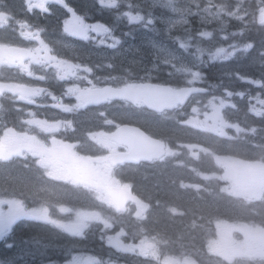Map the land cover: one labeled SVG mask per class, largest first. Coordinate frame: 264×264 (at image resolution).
<instances>
[{
	"label": "trees",
	"instance_id": "obj_1",
	"mask_svg": "<svg viewBox=\"0 0 264 264\" xmlns=\"http://www.w3.org/2000/svg\"><path fill=\"white\" fill-rule=\"evenodd\" d=\"M175 1L179 7L188 5L193 8L197 1L202 5L207 3V0ZM229 1L212 0V3L222 5ZM7 2L10 7L6 13L12 17V20H21L23 17L22 5L15 0ZM117 2L119 6L115 12L106 11L99 5V0H68V3L77 12L89 14L92 22L100 20L101 24L108 26L117 24L115 36L120 41L114 49L110 45L104 53L94 45L89 47L80 41H73L78 49L79 57L87 67L93 70V73L100 76H117L118 83H151L171 87L196 86L212 91L234 93H238V88L245 85L244 78L264 80V19H261L264 17V0L244 3L246 8L254 10L247 25H239L234 22L227 26L224 22L221 24L220 20L207 16L203 18L187 16L185 27H189L190 24L191 29L187 35L193 38V41L194 39L200 40L212 51L226 48L230 52H236L234 56L225 61L203 62L187 72L157 59L150 49L144 46V38L140 34L143 32L139 31V27H136L137 31L129 27L125 18L118 21L117 14L125 12L128 4L142 8L144 13L147 12V16L153 13L158 18L171 15L168 7L156 4L153 0H117ZM49 21L50 23L45 25L47 28H58L53 18H50ZM15 25V22H12L8 27L0 26V41L6 36L14 37L10 28ZM164 26L165 24L160 19L155 23L156 29H162ZM179 29L181 28L172 30L171 34H180ZM202 36L205 37L202 38ZM160 38L173 41L172 36L163 32L160 34ZM193 73H198V78H193ZM246 86L250 87L252 95H258V91L253 85ZM59 92L61 89L58 90ZM24 107L28 108L29 105ZM4 109L5 113L2 117L10 119L12 115L17 118V114L13 110L5 107ZM115 113V116L111 115L115 122L122 125L138 126L153 137L168 142L171 148H176L179 143L190 142L185 127H180L178 121L174 122L139 108L132 109L127 113L126 109L118 104ZM39 114L44 113L42 111ZM88 115L89 113H86L80 115L79 119H75L79 129L81 122L85 124L84 128L91 125L88 120L92 122L91 117L94 116L89 118ZM252 124V120H247L242 127L247 128ZM210 135L209 141L203 145L206 152L201 155L200 160L193 164L184 168L179 166L173 168L169 162L142 165L137 168H129L126 173L130 177H123V180L133 184L132 191L137 193L140 199L148 198L145 201L152 209L161 208L163 212L156 216L154 229L162 232L173 243L180 244L179 247L183 244L192 245L191 242L184 241L185 238L194 240L201 238L195 229L188 227L184 217L185 213L189 214L190 212L197 217L203 216V222H207V225L211 224L209 228L225 223L227 218L229 224H237L241 220L256 221L258 216L263 214L256 209L255 203L246 204L238 196H234L232 191H226L227 183L224 179L219 178L222 172H219L218 162L226 160L240 163L242 160L252 162L263 159L264 138L259 137V141L263 144L262 147L252 148L242 141L240 134H236L231 139ZM37 172L38 170L33 164H26L23 159L3 164L0 172L1 194L11 196L13 191L22 188L30 195L47 190L35 182H40ZM169 208H173V210L170 211ZM170 216L174 217L169 218ZM51 240L53 239L51 238ZM196 245L199 246V243L197 242ZM180 248L182 249V247ZM165 249L167 250L168 247ZM11 255L12 250L5 251L4 246L0 245V258L2 259L0 264H13L8 262ZM196 259L199 260L198 252Z\"/></svg>",
	"mask_w": 264,
	"mask_h": 264
},
{
	"label": "rangeland",
	"instance_id": "obj_2",
	"mask_svg": "<svg viewBox=\"0 0 264 264\" xmlns=\"http://www.w3.org/2000/svg\"><path fill=\"white\" fill-rule=\"evenodd\" d=\"M30 4L32 5L33 9H41V10H47L50 8L51 5H57L59 3V0H28ZM240 3L239 9L243 10V13L239 12L238 9L233 10L225 6H219L212 3V0H207V2H211V4L202 5L200 2L197 1L199 4L196 8L190 7L188 5L177 7L175 5V2L173 0H153L156 4L165 5L171 10V16H162L159 17L161 21L165 24V31L167 33H170V31L173 30V27L179 26L178 31L183 32L184 35L181 36V34L175 35V41L172 44L167 43L161 40H158L155 36L150 35V30H147L146 33H144V46L149 47L152 54L157 58L161 59L163 61H166L167 63L176 64L177 67L183 69L184 71H189L188 68L193 66H198L199 64L207 61H215V60H222L225 61L229 59L233 52L228 51L226 48H219L215 51L210 50L209 48H204V45L201 43L200 40L194 39L189 37L186 33L191 29L190 24L189 27H184L186 25L187 16H197V17H210L213 19H219L221 22H225V19L227 18V23L230 19L234 20H240L242 19V22L244 24L247 23V19L245 18L246 15L252 13L254 10L251 8L245 7V1L246 0H238ZM118 3L112 2V7H117ZM120 19L125 16L129 22L130 25H140L141 19H146L147 26L154 25V23L157 20V17L155 14H149V16L145 15L142 10H139L137 8H130L129 11H125V13L119 14ZM9 18L2 14L0 12V24L7 23ZM180 20H182L180 22ZM78 21L77 19H68L65 23V31L69 34L74 36V32H79L77 36L86 37V38H92L96 41L103 42L106 41L110 37V29L103 28L102 26H95L90 24H84L80 22L79 24L75 25V22ZM185 21V22H184ZM142 26V27H147ZM22 28V27H20ZM79 28V29H76ZM151 31H155V29H152ZM37 34V33H36ZM205 36H202L204 38ZM118 41H116L117 45ZM193 43V44H192ZM188 47H194L198 52H190ZM41 51L46 54V56H49L51 54V45H47L44 43V46H41ZM207 60H204V59ZM49 64L55 65L58 64L62 66L61 69H65L60 62H54L50 61ZM55 71V70H54ZM78 74L83 75L81 66L79 69L76 70ZM76 74V73H75ZM75 75H72L71 73H67L66 69L61 71L58 70V81L63 80L65 82H68V89L76 90L80 86L81 78L79 79V82L75 80ZM249 81H244L245 85L241 86V88H238V93L234 92H228L225 91V93L217 98L216 100H212L211 98L207 100V102H199L196 100V102L192 105L191 108L193 110H196L198 115L194 113L190 116L188 119V124L194 125L195 127L211 130L216 129L215 123L213 118V114L215 112V109L217 107L214 106V103L218 102L217 106L223 107L227 110L235 111L240 108V102L241 98H244L245 94L242 92H247L250 90L249 87L246 85H253L256 86V81L252 79H247ZM99 82L103 83H115L117 82V78H104L103 80H98ZM243 90V91H242ZM222 93L221 91L217 92V95ZM46 98V97H42ZM258 96L254 95L251 98H248L250 100V109L252 112L258 111ZM77 104L73 107L72 110H80L81 109V103L79 101V98ZM58 104H61L60 101L57 102L55 105V108H58ZM221 108V109H223ZM107 114V111H99L95 115L100 118H104ZM241 122V121H240ZM239 122V123H240ZM107 125L113 126V124L110 121L106 122ZM24 125V131L21 135H15L13 134L15 131L8 130L5 133L4 137H0V151L3 149L2 143H10L15 141H20L21 139H25L26 142H29L30 140H35V143L37 145L45 144L48 147L52 148H58L59 144L57 142L58 133L57 128L59 125L63 130L66 128L71 127V125L67 122H61L56 124H49L46 121L38 120L36 118H29L28 120H25L23 122ZM221 126V125H217ZM115 127V126H114ZM236 130L242 131L241 126H237L235 124ZM23 139V140H24ZM100 147L106 152V155L109 157L106 160H102L103 164L98 165L97 160H91V156H85L87 158V162L89 164H96V175L99 178H102L104 181H107L105 174H107V167L111 163L110 159L117 154V149L115 146H113L112 143L105 141L102 137L100 141ZM13 146V144H12ZM60 151V150H57ZM61 152V151H60ZM179 153V151H175L172 156H176ZM5 154L0 153V156H4ZM191 155V153H190ZM47 159H42V163L45 165L52 164L51 161H46ZM59 160V159H58ZM90 160V161H89ZM221 171L223 172L222 178H225L231 182L234 181V185L229 188L232 191H239L243 196L247 198H251V187L257 188L258 184L264 183V168L260 167H252L251 166H244L239 163L234 162H228L226 160L219 161ZM81 163L79 164V166ZM91 165L83 166V168L89 169ZM59 170L62 172V174L67 175L69 181H73L77 183L78 175L75 174L72 171V165H70L67 161H61L59 165ZM87 185V183H85ZM88 186V185H87ZM89 187V186H88ZM90 189H92L90 187ZM96 190V189H93ZM98 198V196H95ZM99 200L102 201V203L105 206H112V201L109 196V194L100 196ZM168 210H173V208H169ZM10 213H13V207H11ZM107 212L105 210L104 213L101 214V216L104 218L106 222L108 221ZM187 221H188V227L195 229L197 232V235L200 236L199 240L195 238V240L199 243V246H197V242L192 238H185L184 241L191 242L192 245H182V250H186L189 253H192L190 257H186L185 264H191L190 261L195 259V255L197 252H204L205 256H218L220 260L224 261L226 264H239L237 263L236 259L233 254L235 253H246L248 255V259L252 260V258H255L256 260L263 259L262 264H264V233H259V230L252 227V225H245V226H238V225H226L222 224L218 226L217 228H208L207 222H203L204 217L203 216H192L191 214L185 215ZM75 218L80 223H90L93 221H99V214L96 213H89V212H81L78 213ZM0 220L4 221L5 223H8L11 221V223L8 224L9 231L10 232V226L13 223V219L9 216H1ZM75 221V222H77ZM105 225H101V228H104ZM85 229L84 227H82ZM233 228H235L233 230ZM241 228V231H238ZM112 231L106 230V236L109 237V245L111 248H113L115 251L120 252L123 250V248H119L122 246L121 241L119 238L121 237L120 234L113 233ZM235 232L239 233L240 236L233 237L232 235L235 234ZM7 234V235H8ZM5 235L2 239H6ZM217 235V236H215ZM2 239H0V242H2ZM183 241V242H184ZM251 241L255 245H249L245 246L243 243ZM182 243V242H181ZM142 245V246H141ZM141 245L132 248L134 252H138L142 254V250L145 251L149 258H155L157 257V253L154 251V245L155 240L151 241H144ZM180 245V244H177ZM10 246H16L17 248H20L21 251H24L27 249V246L25 243L20 244H11ZM32 246V244H30ZM199 250V251H198ZM32 253H24V256H19L21 260L20 264H27V262L32 259ZM206 258V257H205ZM189 260V261H188ZM86 262H91L88 255L82 256L77 255L73 257L70 261V264H86ZM93 264H97V262H94ZM99 264H110V262H101ZM163 264H181L180 261L174 260V259H166L163 261ZM221 264V263H220ZM261 264V263H260Z\"/></svg>",
	"mask_w": 264,
	"mask_h": 264
},
{
	"label": "water",
	"instance_id": "obj_3",
	"mask_svg": "<svg viewBox=\"0 0 264 264\" xmlns=\"http://www.w3.org/2000/svg\"><path fill=\"white\" fill-rule=\"evenodd\" d=\"M16 59L26 58L23 50H13ZM5 92L17 93L16 88L6 84H0V95ZM203 91L197 88L175 89L170 86L141 84L139 86H127L123 88L105 87L97 90H85L81 93L86 106L98 107L109 101L128 102L133 105L144 104L150 111L162 114L173 112L179 107L187 105L190 98ZM130 149V153L121 155L119 159L128 165H140L160 160L166 154V144L160 139H155L146 134L137 126L127 125L121 127L114 139ZM124 194L119 195L122 199Z\"/></svg>",
	"mask_w": 264,
	"mask_h": 264
},
{
	"label": "flooded vegetation",
	"instance_id": "obj_4",
	"mask_svg": "<svg viewBox=\"0 0 264 264\" xmlns=\"http://www.w3.org/2000/svg\"><path fill=\"white\" fill-rule=\"evenodd\" d=\"M96 22L98 24L102 23V21H100V20H96ZM43 28H45V27H43ZM78 33L79 32L75 31L74 32V36H77ZM26 44L27 45L25 47H26L27 51L29 50V58L26 61H16L15 59L12 60V58H9L7 56V54L5 53V52H7L6 50H10V49H13L14 47H18L17 44L8 46L9 42H6L2 46H0V71L1 70L3 71L4 69H8L11 72H20L21 70H24V71H28L29 74L32 75L36 70H41L39 73H35L34 76H35V78H37L36 81L44 83L45 86L34 85L31 88V91H32L33 94H37V91H38L41 95H43L46 98H48V103H50V105L49 104H45L46 102H44V100H42V103H44L43 105H45V106H49V108L50 107L53 108L55 106L54 103L57 102V98H55L54 94L52 93V87H51V81L52 80L49 78V76H51L52 78H53V76L58 78V70L63 71L65 69H61L62 66H60L58 64H55V65L49 64V61L52 60L51 56H46V54L44 52H42L39 47H36L34 45V42L32 41V39L26 40ZM50 68L51 69L55 68V69L50 70V73L47 76H42V74H43L42 71H44V70L47 71V69H50ZM77 75H79V74H77ZM90 76L87 77V75H85V77L89 81L91 79ZM2 79H4V78H2ZM5 81L17 84V83L12 81L10 76ZM40 88L43 89V91H40L39 90ZM30 95H31V93L26 91L24 96H23V98L20 97V96H18V98L20 100H24V99H28L29 98L28 96H30ZM13 97H16V96H13ZM0 98L1 99H5V96L4 97H0ZM5 101H8V100L5 99ZM262 104L264 105V102H262ZM61 107H63V105ZM64 107L71 109L73 107V105L69 104V105H65ZM255 130H256V128H255ZM100 136H101V133H100L99 129L96 128V132L94 133V140H100ZM104 137L109 138L110 135L108 133H106L104 135ZM33 144H34V141L31 140V141H29V143H25V145H26L25 147H28L30 149H37L38 146L37 145H33ZM64 144L66 146L72 147L74 149V148H77L80 143L79 142H64ZM97 144H98V141L95 142V145H97ZM193 144L186 145V146L195 147V144L194 145ZM255 144L259 145V143H255ZM119 152H121V148H119ZM107 158L108 157H105L104 159H107ZM247 166H251V167H248V168L254 167L251 164H248ZM93 185L97 186V187H100V188H106L107 187L104 184H102L100 181H97V180L93 181ZM263 186H264V183L258 184L257 189L260 190L261 188H263ZM73 205L77 206V203L73 204ZM31 207L33 208V210H37V209L51 210L52 209V207L49 206L48 204L45 205V204L36 203V202H34V205L31 206ZM61 217L62 216H60V215L57 216L58 219H61ZM52 222L55 223L56 220H53ZM34 224L37 225V232L38 233H44L46 235V236H42V234H41V236H39V238L42 241V240H45L46 237H47V242H45V244L47 246H50V248H48V250L51 251V252H53V250L55 248V250L57 252L61 253L62 249L65 246L64 240L73 237L69 232L64 230L65 229V224H63V223L59 222L58 223V227H56V228L51 227V226H47L42 221H38V222H36ZM33 228H34L33 224L31 222H29L28 224H26L25 226L22 227V231L29 232ZM71 231L73 233L77 232V230H74V229H71ZM51 238L53 240H51ZM36 239H38V237ZM36 239H35V241H39V240H36ZM130 240H132V239H130ZM40 243L41 242H39V244ZM106 247H107V244L106 243H102V244H100V247H99L98 250L101 251V250L105 249ZM128 253L131 256H133L134 251L131 250ZM142 255L145 258H149V255L143 250H142ZM57 264H64V263L63 262H59Z\"/></svg>",
	"mask_w": 264,
	"mask_h": 264
},
{
	"label": "clouds",
	"instance_id": "obj_5",
	"mask_svg": "<svg viewBox=\"0 0 264 264\" xmlns=\"http://www.w3.org/2000/svg\"><path fill=\"white\" fill-rule=\"evenodd\" d=\"M60 64L64 65L66 67V72L71 73L72 75H75L76 70L80 68L79 64H70L67 61H61ZM83 71L84 72H91L92 70L90 68H88L87 66H85L83 68ZM192 75H193V78H198V73H193ZM28 102L32 103L33 101L31 99H29Z\"/></svg>",
	"mask_w": 264,
	"mask_h": 264
},
{
	"label": "snow or ice",
	"instance_id": "obj_6",
	"mask_svg": "<svg viewBox=\"0 0 264 264\" xmlns=\"http://www.w3.org/2000/svg\"><path fill=\"white\" fill-rule=\"evenodd\" d=\"M11 223L9 221L8 223H5L4 221L0 220V239H2L5 235L8 234L9 227L8 224Z\"/></svg>",
	"mask_w": 264,
	"mask_h": 264
},
{
	"label": "bare ground",
	"instance_id": "obj_7",
	"mask_svg": "<svg viewBox=\"0 0 264 264\" xmlns=\"http://www.w3.org/2000/svg\"><path fill=\"white\" fill-rule=\"evenodd\" d=\"M253 14H254V13H253ZM263 46H264V45H263ZM259 48H260V47H259ZM246 77H247V75H246ZM226 79H227V78H226ZM229 79H230V78H229ZM260 79H261V78H260ZM224 82H225V81H224ZM224 82H223V83H224ZM230 82H231V81H230ZM228 83H229V82H228ZM234 83H235V82H234ZM224 85H225V84H224ZM228 85H229V84H228ZM231 85H232V84H231ZM233 86H234V85H233ZM235 87H236V85H235ZM229 88H230V87H229ZM239 88H241V87H239ZM227 89H228V88H227ZM231 90H232V89H231ZM238 90H239V89H238ZM242 91H243V90H242ZM182 144L186 146V145H191V144H193V142L190 141L189 143H182ZM193 145H194V144H193ZM246 145H247V144H246ZM243 147H244V146H243Z\"/></svg>",
	"mask_w": 264,
	"mask_h": 264
}]
</instances>
